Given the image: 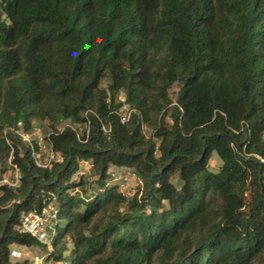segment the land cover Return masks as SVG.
Segmentation results:
<instances>
[{"label":"trees","instance_id":"1","mask_svg":"<svg viewBox=\"0 0 264 264\" xmlns=\"http://www.w3.org/2000/svg\"><path fill=\"white\" fill-rule=\"evenodd\" d=\"M0 6V163L12 151L22 172L19 187H0V264H33L11 246L42 244L18 225L51 200L48 260L264 264V0ZM35 119L63 156L51 168L10 130ZM82 161L98 175L92 193L74 179ZM111 165L137 171L141 190L110 184Z\"/></svg>","mask_w":264,"mask_h":264},{"label":"built area","instance_id":"2","mask_svg":"<svg viewBox=\"0 0 264 264\" xmlns=\"http://www.w3.org/2000/svg\"><path fill=\"white\" fill-rule=\"evenodd\" d=\"M122 121H127L129 119L130 109L128 105L124 104L122 106ZM65 126H70L73 129L82 131L83 126L66 122L64 125L60 126L62 130ZM10 130L15 131L19 136L28 144L30 147V154L35 163L43 168H51L55 162L61 161L63 159L62 154L56 150L50 140L51 129L47 132H43L38 129H33L31 131L26 130L24 126L19 123L18 127H10ZM103 130L106 133L110 132V127L104 125ZM87 133H89V128H87ZM264 161V158H261ZM90 166L94 167V164L90 162ZM122 170V175L124 180H129L132 178L140 179L139 174L132 168L118 166L117 170ZM108 173L117 176V172L111 168ZM121 176V175H120ZM22 182V172L17 163L13 161V153L11 151L10 155L6 159L5 166L0 163V187L9 186L17 188ZM124 183H120L123 185ZM123 193V192H122ZM58 221V206L54 200L44 202L40 209H33L29 211H24L20 217V223L18 228L21 232L29 233L36 237L42 244L47 247H51L53 236L56 231V223ZM24 252L21 245L13 244L11 246V259L20 260L24 258ZM42 256L39 254H33L30 257L31 263L40 264L42 262Z\"/></svg>","mask_w":264,"mask_h":264},{"label":"rangeland","instance_id":"3","mask_svg":"<svg viewBox=\"0 0 264 264\" xmlns=\"http://www.w3.org/2000/svg\"><path fill=\"white\" fill-rule=\"evenodd\" d=\"M0 14H2L1 6H0ZM177 88H178V85H175L172 88L173 98H175V93H176ZM122 97L123 96L120 95L121 99H122ZM66 122H68V121H64L61 124V126L64 125ZM34 124H35V129L41 130L43 132H47L51 129V127L47 124L46 121H42L40 119H35ZM145 133L148 137L151 136V131L146 126H145ZM90 162L91 161H82L81 162L80 168H79L78 172L75 174L74 179L79 180L82 176L85 177V179H87L89 181L88 190L90 193H92L97 188L96 179H97L98 175L95 173L94 167L90 166ZM221 162L222 161H221L220 157L218 156L217 152L213 153L212 159H211V168L213 170H218ZM117 167L118 166H116V165L110 166V168L112 170L117 172V176H113L110 174V182L109 183L110 184L124 183L123 185H120V190L127 196H133L136 193H138L141 190L142 185H143V182H142L140 175H139V177H140L141 181L139 179H136V178L124 180L123 175L121 174L122 170L121 169L117 170ZM172 180L178 186L181 184V179H180V176L178 173H175L173 175ZM21 248H22L23 252L25 253L24 258H22V260L23 259H30L31 255H33V254H39L40 256L43 257L42 262L40 264H65V262L62 260L57 261L54 259H49V260L46 259L47 252L51 247H47L44 244L43 245L42 244L41 245H32V246L21 245ZM33 264H37V263H33Z\"/></svg>","mask_w":264,"mask_h":264}]
</instances>
